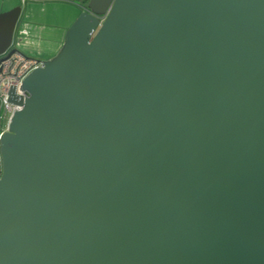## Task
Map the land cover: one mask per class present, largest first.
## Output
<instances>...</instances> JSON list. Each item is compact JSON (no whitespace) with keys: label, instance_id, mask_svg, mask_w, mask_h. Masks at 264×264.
<instances>
[{"label":"water","instance_id":"obj_1","mask_svg":"<svg viewBox=\"0 0 264 264\" xmlns=\"http://www.w3.org/2000/svg\"><path fill=\"white\" fill-rule=\"evenodd\" d=\"M41 63L8 94L0 264H264V0H88Z\"/></svg>","mask_w":264,"mask_h":264},{"label":"rangeland","instance_id":"obj_2","mask_svg":"<svg viewBox=\"0 0 264 264\" xmlns=\"http://www.w3.org/2000/svg\"><path fill=\"white\" fill-rule=\"evenodd\" d=\"M79 0H0V13L20 7L11 49L25 57L48 60L60 49L65 31L83 11Z\"/></svg>","mask_w":264,"mask_h":264},{"label":"built area","instance_id":"obj_3","mask_svg":"<svg viewBox=\"0 0 264 264\" xmlns=\"http://www.w3.org/2000/svg\"><path fill=\"white\" fill-rule=\"evenodd\" d=\"M21 3H25V0H21ZM42 66L41 60L25 57L17 51L0 61V136L8 130L13 114L20 109L8 102L10 90L13 89L16 96H23L21 91L23 80L32 71ZM1 174L2 162L0 156V178Z\"/></svg>","mask_w":264,"mask_h":264},{"label":"trees","instance_id":"obj_4","mask_svg":"<svg viewBox=\"0 0 264 264\" xmlns=\"http://www.w3.org/2000/svg\"><path fill=\"white\" fill-rule=\"evenodd\" d=\"M80 1V3H82L83 5H86V2L88 1V0H79Z\"/></svg>","mask_w":264,"mask_h":264},{"label":"flooded vegetation","instance_id":"obj_5","mask_svg":"<svg viewBox=\"0 0 264 264\" xmlns=\"http://www.w3.org/2000/svg\"><path fill=\"white\" fill-rule=\"evenodd\" d=\"M88 2V1H87ZM87 2H86V5H87ZM86 5H84V6H86Z\"/></svg>","mask_w":264,"mask_h":264}]
</instances>
